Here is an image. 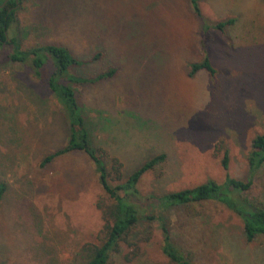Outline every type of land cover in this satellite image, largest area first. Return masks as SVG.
Masks as SVG:
<instances>
[{
	"label": "rangeland",
	"instance_id": "obj_1",
	"mask_svg": "<svg viewBox=\"0 0 264 264\" xmlns=\"http://www.w3.org/2000/svg\"><path fill=\"white\" fill-rule=\"evenodd\" d=\"M197 2L207 24L235 22L224 32L203 33L190 0H22L6 31L7 41L17 38L22 50L63 44L88 58L99 45L104 60L85 74L120 67L114 80L84 88L82 102L94 143L120 159L124 175L150 156L166 155L142 176V195L222 183L225 151L228 174L247 180L252 140L264 134V0ZM6 43L0 55V182L7 185L0 199V264H78L81 247L101 241L97 204L105 195L83 155L41 167L66 137L60 107L45 81L7 60ZM206 54L215 73L188 77V65ZM102 118L112 123L105 128ZM256 189L264 202V177L258 175ZM166 215L193 264H264V236L247 243L240 219L222 204L177 207ZM151 226L140 264L160 260V230L156 222Z\"/></svg>",
	"mask_w": 264,
	"mask_h": 264
},
{
	"label": "trees",
	"instance_id": "obj_2",
	"mask_svg": "<svg viewBox=\"0 0 264 264\" xmlns=\"http://www.w3.org/2000/svg\"><path fill=\"white\" fill-rule=\"evenodd\" d=\"M22 0H0V55L4 54V43L9 47L5 57L10 63H19L31 69L34 77L45 81L46 88L60 107L66 137L63 146L45 155L40 163L46 167L57 158L80 154L91 163L105 197L99 201L103 226L101 241L86 243L79 251L78 264H140L142 250L148 245L153 234V222L160 230L158 264H193L192 253L185 252L173 238L166 215L172 208L218 202L241 221L242 233L247 243L264 236V202L256 189L258 175L264 177V134L254 137L247 157L248 178L240 180L228 174V151L222 155L221 166L225 171L222 183L214 180L192 188L171 191L162 195H142L138 184L142 176L153 171L166 160L165 154L148 157L135 169L124 175L123 164L116 156L101 145H96L91 122L85 104L84 88L97 86L114 80L120 70L117 65H104L100 71L89 74L81 70L91 67L104 59L103 49L96 50L88 58L76 56L66 45L45 44L22 50L17 38L7 41L5 34L15 22V9ZM192 10L201 23L203 33L210 29L224 32L234 19H226L209 25L205 22L197 0H190ZM188 77L200 71L215 73L206 54L200 62L189 65ZM50 69L47 71V69ZM131 116V114L126 113ZM136 116H131L137 120ZM140 120L139 117H137ZM107 128V118L100 120ZM7 192V185L0 182V199ZM248 195H252L248 198ZM153 207V208H152ZM158 213H154V210ZM115 257H120L115 262ZM147 264H151L147 262Z\"/></svg>",
	"mask_w": 264,
	"mask_h": 264
},
{
	"label": "water",
	"instance_id": "obj_3",
	"mask_svg": "<svg viewBox=\"0 0 264 264\" xmlns=\"http://www.w3.org/2000/svg\"><path fill=\"white\" fill-rule=\"evenodd\" d=\"M3 5H0V7H2ZM5 37H6V39H7V34H5Z\"/></svg>",
	"mask_w": 264,
	"mask_h": 264
},
{
	"label": "flooded vegetation",
	"instance_id": "obj_4",
	"mask_svg": "<svg viewBox=\"0 0 264 264\" xmlns=\"http://www.w3.org/2000/svg\"><path fill=\"white\" fill-rule=\"evenodd\" d=\"M1 41V40H0Z\"/></svg>",
	"mask_w": 264,
	"mask_h": 264
}]
</instances>
